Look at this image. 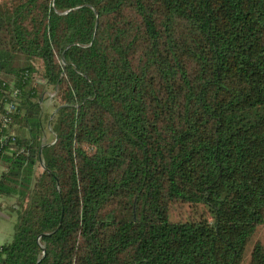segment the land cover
<instances>
[{
	"label": "trees",
	"instance_id": "16d2710c",
	"mask_svg": "<svg viewBox=\"0 0 264 264\" xmlns=\"http://www.w3.org/2000/svg\"><path fill=\"white\" fill-rule=\"evenodd\" d=\"M10 101L0 264L243 263L264 224V0L0 1Z\"/></svg>",
	"mask_w": 264,
	"mask_h": 264
},
{
	"label": "rangeland",
	"instance_id": "374dc122",
	"mask_svg": "<svg viewBox=\"0 0 264 264\" xmlns=\"http://www.w3.org/2000/svg\"><path fill=\"white\" fill-rule=\"evenodd\" d=\"M0 1H3V0H0ZM38 68L40 67L38 66ZM53 95L54 93L51 90H49L46 94L48 98H46V100L42 104V113H43V116L45 117L44 118L45 120L43 123L44 128H45L44 137L42 138L43 142H50L52 140V137L50 136V133L48 132L47 123L50 120V118H52L51 116L54 114V111H55L54 108H55L56 102L53 100ZM46 117H47V120H46ZM36 172H38V170ZM256 242H259L260 244L264 246V224L257 228L255 235L247 243L245 247V259L242 264H244L247 261L249 253L254 243Z\"/></svg>",
	"mask_w": 264,
	"mask_h": 264
},
{
	"label": "crops",
	"instance_id": "0c3cea01",
	"mask_svg": "<svg viewBox=\"0 0 264 264\" xmlns=\"http://www.w3.org/2000/svg\"><path fill=\"white\" fill-rule=\"evenodd\" d=\"M13 209V199H0V245L11 239L13 224L16 220Z\"/></svg>",
	"mask_w": 264,
	"mask_h": 264
},
{
	"label": "built area",
	"instance_id": "2783aa9c",
	"mask_svg": "<svg viewBox=\"0 0 264 264\" xmlns=\"http://www.w3.org/2000/svg\"><path fill=\"white\" fill-rule=\"evenodd\" d=\"M8 83L10 85H12L11 81H8ZM10 95H11V97H13V95H15L13 87L11 88ZM16 105L17 104L15 101H10V102L5 103V105L2 107V109L0 108V129L7 128V126L10 124V119L7 117V114L13 112ZM5 113H6V115H5ZM4 140H5V137L4 138L0 137V143H2Z\"/></svg>",
	"mask_w": 264,
	"mask_h": 264
},
{
	"label": "water",
	"instance_id": "95a60500",
	"mask_svg": "<svg viewBox=\"0 0 264 264\" xmlns=\"http://www.w3.org/2000/svg\"><path fill=\"white\" fill-rule=\"evenodd\" d=\"M55 112H56V111H55ZM42 147H43V145L41 146V148H42ZM41 148H40V150H39V163H40L41 167H42L43 169H45L44 166H43V163H42V161H41V159H40Z\"/></svg>",
	"mask_w": 264,
	"mask_h": 264
}]
</instances>
